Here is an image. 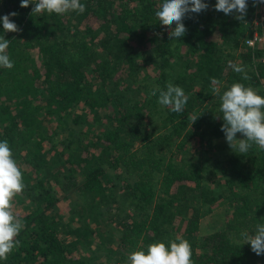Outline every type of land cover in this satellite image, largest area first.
<instances>
[{
	"label": "trees",
	"instance_id": "obj_1",
	"mask_svg": "<svg viewBox=\"0 0 264 264\" xmlns=\"http://www.w3.org/2000/svg\"><path fill=\"white\" fill-rule=\"evenodd\" d=\"M82 2L83 13L58 15L0 0V15L16 12L18 27L0 31L13 61L0 69V139L25 185L12 198L20 243L4 264H124L127 253L176 236L193 264H264L239 238L264 223V151L237 154L223 142L212 92L239 81L264 95L258 52L242 41L251 1L237 20L205 0L174 40V23L154 15L158 0ZM169 83L188 97L182 112L157 103ZM215 204L223 224L200 237Z\"/></svg>",
	"mask_w": 264,
	"mask_h": 264
},
{
	"label": "clouds",
	"instance_id": "obj_2",
	"mask_svg": "<svg viewBox=\"0 0 264 264\" xmlns=\"http://www.w3.org/2000/svg\"><path fill=\"white\" fill-rule=\"evenodd\" d=\"M264 3V0H253V3ZM21 7L32 4L31 13L41 12L66 14L85 11L82 0H19ZM208 7L205 0H158L154 8V15L160 24L174 23V27L167 32L171 40L179 39L185 34L182 18L187 13H199ZM247 0H215L214 9L225 15L237 13L236 19L241 20L246 12ZM12 11L0 15V31H18L16 23L9 19L15 16ZM9 40L0 35V69H11L13 61L5 51ZM232 71L241 73L242 79H247L242 65L229 61ZM156 88L149 89V93H156ZM212 92L218 94V111L223 123L220 128L229 148L237 154H245L254 144L258 150L264 151V95L258 93L251 86L237 81L230 84L222 92L213 87ZM188 100L184 90L174 84H167L159 90L157 103L171 112H182ZM197 118V117H196ZM195 118V119H196ZM194 119V120H195ZM239 133L242 138H237ZM25 187L22 171L12 157V152L6 139H0V264H4L8 255L19 246L16 238L23 229L20 218L12 211V198ZM239 238L250 245L256 255L264 253V223L255 225L251 232L242 230ZM192 250L189 242L176 236L164 241L149 243L145 248H139L127 253L124 264H193Z\"/></svg>",
	"mask_w": 264,
	"mask_h": 264
},
{
	"label": "built area",
	"instance_id": "obj_3",
	"mask_svg": "<svg viewBox=\"0 0 264 264\" xmlns=\"http://www.w3.org/2000/svg\"><path fill=\"white\" fill-rule=\"evenodd\" d=\"M250 1L251 16L248 21V31L242 41L252 56L258 52L257 60L263 65L260 80L264 83V3ZM262 86L264 88V85Z\"/></svg>",
	"mask_w": 264,
	"mask_h": 264
},
{
	"label": "rangeland",
	"instance_id": "obj_4",
	"mask_svg": "<svg viewBox=\"0 0 264 264\" xmlns=\"http://www.w3.org/2000/svg\"><path fill=\"white\" fill-rule=\"evenodd\" d=\"M234 13V12H232ZM230 13L229 16L232 14ZM155 72L153 71V73L151 72V75H154ZM262 76V75H261ZM260 76V78H261ZM261 81V80H260ZM261 84L264 85V83L261 81ZM261 85V86H262ZM34 113L31 112L29 113V117L27 119H31L33 118ZM66 132L63 133V135ZM68 135V133H67ZM56 138H59V134L56 136ZM223 142L226 143L225 138H223ZM189 148H192L193 143L190 142L187 145ZM214 154L212 151H210L209 153L205 154V155H212ZM60 205L62 206V210H67V202H61ZM223 220H224V209L223 207H221L218 204H215L212 206V208H210V210L207 212V214H205L204 216H202L199 220V227H198V234L200 237H207L210 234L214 233L217 230H220L222 224H223Z\"/></svg>",
	"mask_w": 264,
	"mask_h": 264
}]
</instances>
